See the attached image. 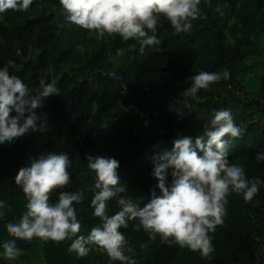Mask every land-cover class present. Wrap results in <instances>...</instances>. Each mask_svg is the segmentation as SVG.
Wrapping results in <instances>:
<instances>
[{"label":"trees","instance_id":"trees-1","mask_svg":"<svg viewBox=\"0 0 264 264\" xmlns=\"http://www.w3.org/2000/svg\"><path fill=\"white\" fill-rule=\"evenodd\" d=\"M200 13L191 21L192 30L179 35L161 18L160 50L149 49L144 55L133 40L125 43L118 35L98 40L94 33L90 36L88 30L68 23L59 0H34L27 12L9 9L0 14V66L7 65L34 94L41 80L54 79L61 90L60 95L45 98L38 110L47 114L48 131L0 144V200L6 205L0 243L11 239L5 225L16 223L26 211L27 200L15 178L29 157L69 154L71 184L62 190L83 192L74 207L81 223L77 236L87 235L99 223L90 206L94 177L87 167L88 154L117 159L121 183L127 188L121 195L142 197L143 206L158 183L151 157L171 150L180 135H203L213 110L231 109L242 129L240 138L229 141V163L242 166L248 179L264 181V162L255 160V153L264 150V72L253 96L245 78L264 58V0H202ZM118 48L125 53L117 55ZM225 68L228 80L201 89L197 98L183 95L191 75ZM56 198V193L50 196L52 201ZM226 209L223 224L210 234L215 248L211 260L162 244L159 236L150 241L143 229L134 230V222L119 229L131 248L125 254L136 264H259L264 185L248 203L241 195L230 194ZM119 210L115 199L109 201V215ZM16 243L22 255L11 264H121L95 250L77 258L66 251L71 243L67 240ZM33 251L38 253L37 262L27 257ZM0 264L10 262L0 259Z\"/></svg>","mask_w":264,"mask_h":264},{"label":"clouds","instance_id":"clouds-1","mask_svg":"<svg viewBox=\"0 0 264 264\" xmlns=\"http://www.w3.org/2000/svg\"><path fill=\"white\" fill-rule=\"evenodd\" d=\"M34 0H0V14L12 11L27 12ZM202 0H59L65 20L95 34L96 39L105 36L123 42L135 41L138 52L159 51L157 36L162 27L161 18L167 20L174 32L189 33L191 21L200 13ZM219 11V9H218ZM126 49L118 48L117 55ZM230 78L228 69L222 72L201 71L190 76L191 84L184 89L185 97L197 98L201 89ZM57 81L41 80L35 90L15 74L8 66H0V144L11 143L33 132L44 133L49 129L47 114L38 111L45 98L60 95ZM13 113H15L13 115ZM242 129L234 122L231 109L213 110L203 135L193 138L180 135L172 142L171 150L155 153L152 175L158 180L151 190V198L133 199L121 183L118 173L120 162L113 157L86 156L88 169L94 177L89 186L93 193L90 206L92 215L99 223L87 235H79L81 223L77 218L75 204L81 203L83 192L63 191L71 184L73 161L67 152L40 154L29 157V163L21 169L15 185L22 189L27 203L16 223L5 225L11 239L0 243V259L17 260L22 249L17 239L43 242L71 241L66 251L83 258L95 250L106 254L110 261L136 264L126 255L130 252L128 240L119 230L128 228L130 222L135 231L143 229L150 241L159 236L162 244L176 245L198 252L202 259L211 260L215 252L212 243L216 227L223 224L228 197L241 195L245 203L253 200L264 181L248 179L245 169L229 163L228 144L240 138ZM227 138V139H226ZM257 162H264V150L255 153ZM170 170V171H169ZM171 176L169 182L168 177ZM156 189H159L157 194ZM56 193L55 201L50 196ZM115 199L119 211L108 214V203ZM5 203L0 200V219L4 216Z\"/></svg>","mask_w":264,"mask_h":264},{"label":"rangeland","instance_id":"rangeland-1","mask_svg":"<svg viewBox=\"0 0 264 264\" xmlns=\"http://www.w3.org/2000/svg\"><path fill=\"white\" fill-rule=\"evenodd\" d=\"M262 40L264 41V38ZM249 61H251V59H249ZM261 61L262 63L257 61L253 71L245 77L249 90V95L252 96L257 92L258 86L260 84V80L258 77L264 72V58H262ZM27 257L30 258L33 262H37L39 258L38 253L35 251L29 252ZM22 261L24 260H20V262Z\"/></svg>","mask_w":264,"mask_h":264},{"label":"built area","instance_id":"built-area-1","mask_svg":"<svg viewBox=\"0 0 264 264\" xmlns=\"http://www.w3.org/2000/svg\"><path fill=\"white\" fill-rule=\"evenodd\" d=\"M259 243H260V263L259 264H264V231L263 233L259 234L257 236Z\"/></svg>","mask_w":264,"mask_h":264}]
</instances>
